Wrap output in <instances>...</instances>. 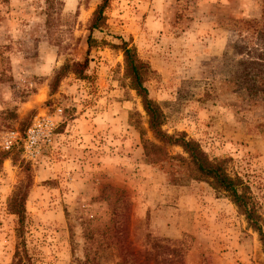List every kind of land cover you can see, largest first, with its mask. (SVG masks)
Masks as SVG:
<instances>
[{"label":"rangeland","instance_id":"374dc122","mask_svg":"<svg viewBox=\"0 0 264 264\" xmlns=\"http://www.w3.org/2000/svg\"><path fill=\"white\" fill-rule=\"evenodd\" d=\"M102 3L0 0V264L177 262L158 245H182V264H264L231 198L150 128L122 49L150 67L162 130L222 162L264 220V0H109L91 31Z\"/></svg>","mask_w":264,"mask_h":264},{"label":"trees","instance_id":"16d2710c","mask_svg":"<svg viewBox=\"0 0 264 264\" xmlns=\"http://www.w3.org/2000/svg\"><path fill=\"white\" fill-rule=\"evenodd\" d=\"M109 5V0H103L96 11L93 20L91 22V31L101 29L105 22V11ZM91 37H90V49H91ZM122 49L125 58L126 73L131 80L132 88L143 99L144 109L149 117V126L155 135L166 145L181 146L184 152L188 155L192 165L194 166L197 175L207 179L211 185L217 191L226 193L234 204L238 207L240 212L246 217L249 225L259 233L261 240L264 244V220L258 212L256 203L254 202L250 193L249 187L238 177H232L226 170L225 166L220 161H212L209 156L202 150L201 146L194 140L187 139L185 134L179 136H170L162 130L164 125L163 116L158 106L150 99L149 91L145 86V79L150 73V67L140 60L136 49L129 47V44L124 42ZM88 59L82 64H74L72 67L67 66L61 72H59L52 84V88L55 89L56 84L63 76V73L69 67L75 70L76 74H82L88 67ZM26 198L24 196H14L11 201V207L14 214L19 219L20 229L18 230L19 236L22 235L24 222H25V204ZM158 248L163 256V253H172L179 259L172 261L170 264H182V245L177 246L172 250L171 246H161ZM168 250L169 252H165ZM27 255V263L33 264V260L28 256L26 250H23ZM20 254V251H18ZM181 257V258H180ZM21 261V260H20ZM21 263V262H20ZM165 263V261H164ZM157 264V263H156ZM161 264V263H158Z\"/></svg>","mask_w":264,"mask_h":264}]
</instances>
